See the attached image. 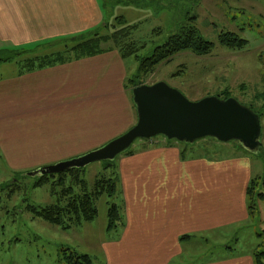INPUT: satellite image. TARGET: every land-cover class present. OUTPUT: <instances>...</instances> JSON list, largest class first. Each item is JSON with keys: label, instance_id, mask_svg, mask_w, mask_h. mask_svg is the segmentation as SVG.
Here are the masks:
<instances>
[{"label": "crops", "instance_id": "obj_1", "mask_svg": "<svg viewBox=\"0 0 264 264\" xmlns=\"http://www.w3.org/2000/svg\"><path fill=\"white\" fill-rule=\"evenodd\" d=\"M102 2L0 0L1 49L29 52L18 59L37 56L56 42L101 29ZM125 58L111 49L0 81L2 150L17 153V159L53 164L126 132L137 122V111ZM158 139L143 140L117 159L122 223L107 230L112 234L102 241L101 264H182L177 261L183 243L206 237L209 242L211 234L251 218L252 160L184 157L179 144ZM228 252L200 264H255L253 254Z\"/></svg>", "mask_w": 264, "mask_h": 264}, {"label": "rangeland", "instance_id": "obj_2", "mask_svg": "<svg viewBox=\"0 0 264 264\" xmlns=\"http://www.w3.org/2000/svg\"><path fill=\"white\" fill-rule=\"evenodd\" d=\"M102 4L105 10L104 22H109L110 27L104 25L99 29L100 32L110 34L115 29L130 26L132 33L129 41H136L135 46L141 56L151 54L157 46L162 45L185 23L187 14L197 16L195 26L205 39L214 43L207 55H198L191 51L179 52L171 60L155 66L148 74L138 71L139 63L134 55L126 57L123 60L126 83L131 90L130 97L135 111L133 81L138 79L140 83L149 85L166 82L192 101L207 96H220L223 99L231 96L253 110L263 112L264 0H109V3L103 0ZM117 17L124 18L125 22L118 21ZM224 32L236 33L238 37L246 40L245 45L241 48L222 45L219 43V36ZM74 44L71 40L59 41L44 49V53L39 51L35 54L41 57L48 55L51 59L56 58L58 52H62L65 57L75 56L76 52L71 51ZM102 47H114L121 53L112 42L104 43ZM1 50L3 49L0 46L1 57L8 54L7 51ZM24 55L26 54L22 56ZM27 58L0 62V81L27 70ZM261 125V141L264 147L263 113ZM157 138L179 144L184 157L206 156L214 160L249 158L252 160V171L257 182L255 195L251 203L248 201L249 207H252L249 221L211 234L209 242L206 237L183 243V257L177 262L200 264L213 256L220 259L228 256L231 248L235 255L253 254L255 264L259 257L264 263V255L259 256L264 252V201L257 197L259 193H264V152L260 150L257 154L251 153L238 141L220 142L205 138L194 143H180L169 141L162 135L153 139ZM143 140L148 139L136 140L122 154L134 151ZM1 144L0 138V262L62 264L59 259L63 250L72 249L80 254L90 255L94 264H101L104 259L102 241L112 234L107 231V213L112 203H117L121 208L123 195L120 187L115 198L102 195L97 199L98 215L94 221L74 225L65 230L35 216L28 208L29 205L44 207L55 203L50 184L35 187L36 177L31 174L39 168L62 161L51 164L17 159V153L7 155ZM19 153L25 154L22 151ZM105 162H93L84 168V176L90 183H93L99 174L107 173L104 171Z\"/></svg>", "mask_w": 264, "mask_h": 264}, {"label": "trees", "instance_id": "obj_3", "mask_svg": "<svg viewBox=\"0 0 264 264\" xmlns=\"http://www.w3.org/2000/svg\"><path fill=\"white\" fill-rule=\"evenodd\" d=\"M105 3H109V0H105ZM117 19L120 22H125V19L122 17H117ZM185 19V23L179 26L177 31L172 33L162 45L157 46L152 53L147 56H141L138 53L135 46L136 41H129L132 33V28L130 26H125L119 30L115 29L110 34H102L98 29L71 38V40L74 39L75 41V44L71 47V51L76 52L75 56L71 55L65 57L62 52H58L59 54L54 59L48 58V55L42 57L31 56L26 59L28 63L26 64L28 65L27 70L64 63L75 58L93 56L114 49V47H102L104 43L107 44L109 42H112L115 47L119 48L123 57L134 55L139 63L138 71L141 74L152 72L155 66L164 61L171 60L172 57L179 52L191 51L198 55L209 54L214 43L205 39L195 26L197 16H189L187 14ZM104 25L110 27L109 22H104ZM111 26L115 28L114 25ZM219 43L227 47L241 48L245 45L246 40L238 37L236 33L224 32L219 36ZM5 51H7L8 54L4 55V57L0 56V62H8L14 58L18 59V57H21L23 54L29 53L26 50L17 49L1 50V52ZM133 82V87L143 84L140 83L138 79ZM229 97L231 96H227L225 99ZM256 112L259 113L261 117L262 113L264 114V110L262 113ZM84 168H72L59 173L45 174L41 177H36L34 186L38 187L47 183L50 184L51 193L56 201L54 204L44 207L29 205V210L35 216L41 217L47 222L60 226L65 230L70 229L74 225L93 221L98 215V208L96 205L97 199L102 195L115 198L117 194H119V177L117 166L114 161L105 162L104 171H107V173L99 174L93 183H90L85 178ZM109 172L110 174L108 175ZM256 184V179H254L249 186L248 195L250 203L255 195ZM257 197L264 201V193H259ZM249 208L252 209V207ZM107 214L108 229L110 231L117 229L122 223L120 206L117 203H112ZM261 255H264V252L259 254V256ZM59 261L62 264H94L93 258L90 255L80 254L72 249H64ZM257 264H264L260 257L257 260Z\"/></svg>", "mask_w": 264, "mask_h": 264}, {"label": "water", "instance_id": "obj_4", "mask_svg": "<svg viewBox=\"0 0 264 264\" xmlns=\"http://www.w3.org/2000/svg\"><path fill=\"white\" fill-rule=\"evenodd\" d=\"M132 96L137 122L128 131L82 156L39 168L31 175L41 177L84 168L97 161H114L136 140L159 135L180 143H194L205 138L238 141L251 153L264 152L260 114L235 97L207 96L192 101L162 81L138 85L133 88Z\"/></svg>", "mask_w": 264, "mask_h": 264}]
</instances>
